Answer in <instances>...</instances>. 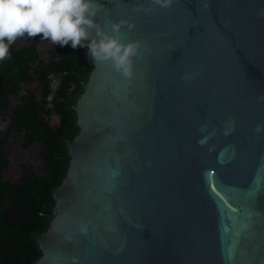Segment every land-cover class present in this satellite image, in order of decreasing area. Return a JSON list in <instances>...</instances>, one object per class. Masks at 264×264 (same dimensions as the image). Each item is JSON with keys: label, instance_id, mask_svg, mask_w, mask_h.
<instances>
[{"label": "water", "instance_id": "water-1", "mask_svg": "<svg viewBox=\"0 0 264 264\" xmlns=\"http://www.w3.org/2000/svg\"><path fill=\"white\" fill-rule=\"evenodd\" d=\"M97 3L148 50L127 79L81 47L93 68L34 264H264V0Z\"/></svg>", "mask_w": 264, "mask_h": 264}, {"label": "trees", "instance_id": "trees-1", "mask_svg": "<svg viewBox=\"0 0 264 264\" xmlns=\"http://www.w3.org/2000/svg\"><path fill=\"white\" fill-rule=\"evenodd\" d=\"M21 38L26 43L18 48L12 44L10 58L0 61L5 76L0 112H8L0 122V264H34L42 255L35 239L53 218L54 189L69 166L67 142L79 132L74 105L93 68L81 47L73 49L69 43L40 49L36 37ZM32 83L40 86L39 95ZM54 115L59 117L55 127L44 119ZM40 142L46 147L43 174L5 179L4 171L22 165L24 153ZM12 143L19 150L15 156L5 151Z\"/></svg>", "mask_w": 264, "mask_h": 264}, {"label": "clouds", "instance_id": "clouds-1", "mask_svg": "<svg viewBox=\"0 0 264 264\" xmlns=\"http://www.w3.org/2000/svg\"><path fill=\"white\" fill-rule=\"evenodd\" d=\"M172 4L173 0H148V6L138 4L134 11L151 14L156 7L168 9ZM102 8L97 0H0V61L10 58V46L18 38L25 34L29 38L42 35L53 45L63 47L71 43L73 49L87 47L95 62L111 61L117 73L131 79L134 58L142 59L141 50L146 52L148 46L138 40L125 44L108 34L104 26L95 22ZM108 26L113 33H121L125 27L129 32L136 29V24L129 20L109 21Z\"/></svg>", "mask_w": 264, "mask_h": 264}, {"label": "rangeland", "instance_id": "rangeland-1", "mask_svg": "<svg viewBox=\"0 0 264 264\" xmlns=\"http://www.w3.org/2000/svg\"><path fill=\"white\" fill-rule=\"evenodd\" d=\"M36 41H37V45L40 49H49L53 46V44L48 41V40H43L42 39V35L41 36H37L36 37ZM26 43L25 40H23L22 38H18L13 44L18 47V46H21V45H24ZM31 87L32 89L35 91V93L37 95H39V91H40V86L37 84V83H32L31 84ZM15 102V100L12 98L11 100V105H13ZM8 114V112L6 113V115ZM5 114H2V117L5 118L6 117ZM44 119L46 121L49 122V124L51 126H57L59 124V117L54 115L52 117V119L50 120H47L46 117H44ZM1 122V120H0ZM5 151L7 154L11 155V156H15L19 153V150H18V147L12 143L8 146L5 147ZM30 168H31V165L29 164V161L26 157V152L24 153V163L22 165H17V164H13L11 165L8 169H6L4 171V177L5 179L7 180H11V181H14V180H18L23 174L25 173H30Z\"/></svg>", "mask_w": 264, "mask_h": 264}, {"label": "flooded vegetation", "instance_id": "flooded-vegetation-1", "mask_svg": "<svg viewBox=\"0 0 264 264\" xmlns=\"http://www.w3.org/2000/svg\"><path fill=\"white\" fill-rule=\"evenodd\" d=\"M14 45V44H13ZM22 46V45H21ZM21 46H18V47H21ZM15 48H18L14 45ZM4 78L5 76L3 74L0 73V83H1V80H3V83L2 85H0V91L2 90V87H3V84H4ZM7 112L3 111V112H0V120L3 118L2 117V114H5L6 115ZM32 149V148H31Z\"/></svg>", "mask_w": 264, "mask_h": 264}]
</instances>
